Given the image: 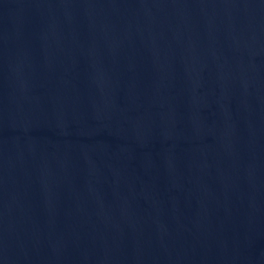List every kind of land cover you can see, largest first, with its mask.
<instances>
[{
	"label": "water",
	"instance_id": "95a60500",
	"mask_svg": "<svg viewBox=\"0 0 264 264\" xmlns=\"http://www.w3.org/2000/svg\"><path fill=\"white\" fill-rule=\"evenodd\" d=\"M0 264H264V0H0Z\"/></svg>",
	"mask_w": 264,
	"mask_h": 264
}]
</instances>
